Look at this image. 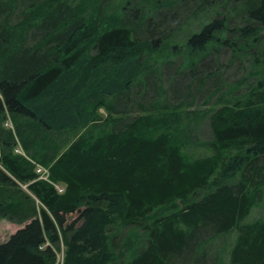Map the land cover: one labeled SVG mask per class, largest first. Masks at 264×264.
<instances>
[{
	"label": "trees",
	"instance_id": "1",
	"mask_svg": "<svg viewBox=\"0 0 264 264\" xmlns=\"http://www.w3.org/2000/svg\"><path fill=\"white\" fill-rule=\"evenodd\" d=\"M222 56L251 65L244 92L219 75ZM165 57L181 65H148ZM5 60L0 218L21 228L0 264H59L61 246L62 264H207L205 243L232 232L227 264H264V221H246L263 202L264 0H0ZM196 97L213 106L211 155L192 160ZM5 115L37 133L3 128ZM76 131L61 153L46 138ZM120 227L141 240L121 241Z\"/></svg>",
	"mask_w": 264,
	"mask_h": 264
},
{
	"label": "rangeland",
	"instance_id": "2",
	"mask_svg": "<svg viewBox=\"0 0 264 264\" xmlns=\"http://www.w3.org/2000/svg\"><path fill=\"white\" fill-rule=\"evenodd\" d=\"M198 28H199V26H196V28H194V29L186 30L184 32L183 38H185V40H186V35H190L194 30H197ZM19 43H18V45H19ZM227 58H228L227 56H222V58L219 61V64L221 66V70H219V75H222V79L229 85H232L235 82H237V87H234V85H232V87H231L232 91L236 90L240 93L244 92L246 86H248V84L253 83V79H251V76L253 74L251 65L248 63L247 64L243 63L241 66H238L237 64H232L231 66H228L229 61ZM166 62L176 63L177 59H173L172 57H165V58L157 59V60L152 59V60L148 61V65L157 69V68H159V66L161 64L166 63ZM175 65H177L179 68V65H181V61H179ZM214 70H216V68ZM163 71L168 72L166 69ZM166 72H165V75H166ZM181 74L182 75H180L178 78H180V79L182 78L183 80L176 81V83L174 84L175 85L174 88L177 87L175 89V91L180 90L179 84L181 82L183 84L182 86L184 87V85H186L185 82H187V80H188L187 79L188 74H186V72H182ZM165 78L166 77H163V82H162L163 90H165L168 87V82H167V80H165ZM185 94L182 92L180 97H179V93L175 96L173 95L174 98L171 101H170L171 94H167L166 99L171 102L170 104H176V102L182 100V98L185 97ZM155 97H156L157 101H161L163 99L162 96H159L162 99H158V96L147 95L148 100L154 99ZM198 97H196L194 99L193 105H191V107L187 110L188 112H192L194 110L198 114L197 115H185L187 120L185 119L186 123H184V126H186L187 123L190 124L188 127H190L189 130L191 132H190V136H188V139L186 138L187 146L183 152H185V154L192 160L211 155V152L206 147V144L209 141V136H208V133L205 131L206 129L204 130V127H205V125H204L205 121L204 120L206 118V115H205V112H203V111H205L207 109L208 110L213 109V106L210 105L209 108H204L203 107V105H204L203 100H201ZM214 100L212 101V103L215 102ZM99 114L102 117L106 116L103 109L99 110ZM11 124L14 125L13 121L11 120V117L9 115H5L4 119L1 121L2 127L7 129V130L12 131L13 126L11 128ZM19 124H20L19 127H21V128L25 127L26 129H28V128L31 129L32 133H34V132L37 133V131H38L37 128H35V129L30 128V126L27 125V122L23 119H20ZM80 134H82V132L76 131L74 133L69 132V133H65L63 135H54L52 137L49 136L46 138H49L48 141L53 143V145H56L57 147L60 146L59 153H61L66 148L65 146H68L73 141H75ZM44 146H41V149L39 151H37L36 153H35V151H31V152L33 154H37L38 157H42L43 154H45V150H42L44 148ZM17 150H19V152H17ZM14 152L18 153V154H22V155L24 154L25 155V152L22 150V147L20 146V144L18 142H17V145L14 149ZM35 171L39 175L40 178L46 179L47 171L42 166L36 164ZM22 189L25 190V187L23 186ZM57 189L59 192H61V190H62L60 187H57ZM262 196H263V202L261 201L259 204H256L255 207L251 209V211L248 215V218L246 220L248 223H251V222L257 221V220H259V221L263 220L264 221V188H263V195ZM19 228H21V226L10 223L8 220L0 218V243L5 242L9 238V236L12 235ZM116 235L119 236L121 241L124 238L126 240H128L130 238L133 241H135L134 237H139V240H141V238H142V234L140 231H136L134 229L129 230L128 228H121V227L118 228ZM235 240H236V233L232 232L228 236H222V237L207 241V243H205L206 245H205V251H204L206 253V257H207V264H227V261H228L227 256H228L230 250L232 249V247L235 243ZM138 250H139V245H136L134 247L133 251L131 252L132 255L136 254V252ZM63 251H64V248H63V246H61L60 253L58 254V263L59 264H62V262H63ZM129 255H131V254L130 253H128V255L126 254L125 258H129ZM120 258L121 257L119 256V260H120ZM182 264H189V263L183 262Z\"/></svg>",
	"mask_w": 264,
	"mask_h": 264
},
{
	"label": "crops",
	"instance_id": "3",
	"mask_svg": "<svg viewBox=\"0 0 264 264\" xmlns=\"http://www.w3.org/2000/svg\"><path fill=\"white\" fill-rule=\"evenodd\" d=\"M11 64V62L9 61V60H5V61H0V80L2 79V78H6V73H7V71H8V66ZM18 65V64H17ZM1 82V81H0ZM0 101L2 102V104H3V108H4V110H5V106H4V103H3V98L1 97V95H0ZM6 113V112H5ZM7 114V113H6ZM10 117H11V120L13 121V123H14V125H12L11 124V128H12V126H13V130H12V132L14 133L15 132V128L18 126L19 127V121H20V119L21 118H15V117H13L12 115H9ZM0 146H1V144H0ZM1 148V147H0Z\"/></svg>",
	"mask_w": 264,
	"mask_h": 264
},
{
	"label": "built area",
	"instance_id": "4",
	"mask_svg": "<svg viewBox=\"0 0 264 264\" xmlns=\"http://www.w3.org/2000/svg\"><path fill=\"white\" fill-rule=\"evenodd\" d=\"M17 152H19V150H17ZM40 168V167H39ZM43 170V169H42ZM46 172V171H45Z\"/></svg>",
	"mask_w": 264,
	"mask_h": 264
}]
</instances>
